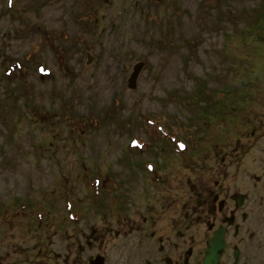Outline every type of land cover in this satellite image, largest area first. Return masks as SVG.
Instances as JSON below:
<instances>
[{
    "label": "rangeland",
    "instance_id": "374dc122",
    "mask_svg": "<svg viewBox=\"0 0 264 264\" xmlns=\"http://www.w3.org/2000/svg\"><path fill=\"white\" fill-rule=\"evenodd\" d=\"M7 1L0 264H264V0Z\"/></svg>",
    "mask_w": 264,
    "mask_h": 264
},
{
    "label": "flooded vegetation",
    "instance_id": "af4514ba",
    "mask_svg": "<svg viewBox=\"0 0 264 264\" xmlns=\"http://www.w3.org/2000/svg\"><path fill=\"white\" fill-rule=\"evenodd\" d=\"M161 176L157 175L156 176L157 179L153 178V180L156 181L157 184L161 183V180H162V183H163V179H160ZM162 183H161V185H162ZM214 198H216V201H217V199L219 197L217 195H215ZM243 202H244L243 197H241V196L238 197V199L236 200V206L240 207L243 204ZM223 203L224 202H221V206L222 207H223ZM241 218H242L243 221H245L246 220V215L245 214H241ZM219 226H223L224 227V241H225V252L224 253H226L230 249V245H229L230 243L228 242V240H229L228 239V237H229V232L228 231L231 229V231H233L232 236H233L234 239H236V238L239 237V234L241 232V228L238 225V223L236 222V215L234 213H230L228 216L224 217L222 225H218L216 228H218ZM216 228H214L212 226L211 232L213 230H215ZM136 231H139V228H137ZM178 233L182 234V231H179ZM161 248H162L161 249L162 250V254L160 255V257H158V259L155 261V263H153V261L149 259L147 264H170L171 263L172 260L170 259L168 252H166L165 247L162 246ZM236 249L238 250V256H239V254H240L239 249L236 247V245H233L232 255H233L234 263H236L238 261V256H237V260L236 261L234 260V253H235ZM174 264H178V262L174 263Z\"/></svg>",
    "mask_w": 264,
    "mask_h": 264
},
{
    "label": "water",
    "instance_id": "95a60500",
    "mask_svg": "<svg viewBox=\"0 0 264 264\" xmlns=\"http://www.w3.org/2000/svg\"><path fill=\"white\" fill-rule=\"evenodd\" d=\"M216 201V198H214ZM219 210H221V202L219 203ZM225 241H224V227L219 226L212 231V236L207 241V247L204 250V257L202 264H219L220 259L224 253ZM238 250H235L234 260H237ZM103 259L97 258L91 264H102Z\"/></svg>",
    "mask_w": 264,
    "mask_h": 264
}]
</instances>
